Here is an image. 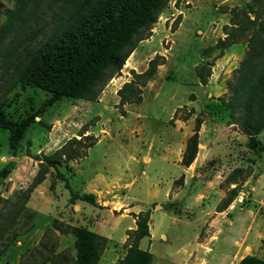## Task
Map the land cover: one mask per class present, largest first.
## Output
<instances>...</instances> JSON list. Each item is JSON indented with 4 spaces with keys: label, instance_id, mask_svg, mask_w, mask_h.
<instances>
[{
    "label": "rangeland",
    "instance_id": "rangeland-1",
    "mask_svg": "<svg viewBox=\"0 0 264 264\" xmlns=\"http://www.w3.org/2000/svg\"><path fill=\"white\" fill-rule=\"evenodd\" d=\"M70 1L21 0L16 4L0 0L3 10L12 11V16L10 12L0 13V105L13 120L39 114L26 129L16 151L9 146V131L0 129V170L6 166L9 171L0 179V195L7 199L2 206L14 210L20 192L33 185L41 169L37 158L54 153L69 138H80L85 129L84 134L96 137L97 142L87 149L85 156L66 165L59 162L57 168L67 177L73 191L93 189L91 185L103 178L114 187L107 193L95 190L97 205L79 200L70 203L64 181L58 178L55 168L47 167L42 181L32 186L25 201L33 214V226L22 233L27 225H24V212L16 215L8 232L22 234L0 256V264H20L22 255L39 244L48 228L56 233V251L65 249L75 255L74 236L54 229V220L83 225L106 236L107 243L97 264H115L125 254L128 229L135 225L131 224L130 212L141 210L152 212L149 221L152 239L145 237L140 242L141 248L152 252V264L199 261L195 259V249L179 247L194 232L198 233V241L208 233L214 235L215 227L220 238H240L251 223L253 228L246 230L244 252L250 253L251 248L257 251V247L264 249V178L261 183L256 181L264 170V130L258 135L263 147L256 152L258 156L251 158L246 151H240L235 158H224V166L219 169L214 166L217 170L212 168L215 161L201 167L200 176L194 172L193 177L186 178L175 157L181 153L184 140L193 134L196 115L203 120L202 136L213 130L219 139L238 136L230 140L231 144H243L244 135L229 124V111L218 97L226 96L225 82L243 58L246 44H233L220 57H216L219 50L208 48L224 36L223 26L229 24L233 12L247 9L251 0H170L153 25L151 35L138 43L120 74L115 76L119 84L112 83L113 77L95 100L64 97L44 107L52 94L16 78L27 52L44 39ZM155 55L163 56L164 63L140 87L141 101L119 104L117 91L123 80L133 78L131 69L143 72ZM134 59L135 63L130 65ZM210 63H213L211 74L203 85L197 74L200 70L204 72ZM190 107L194 110L192 121L183 120V124L177 122V125L176 119L182 120ZM200 142L198 149L203 148ZM147 153L150 159L145 156ZM217 157L211 160H223ZM212 175L219 176L204 182ZM171 180L172 192L186 186L177 199H168L166 194ZM195 185H201L200 191L206 189L207 196L200 195L192 201L190 193ZM230 196L233 198L224 209L226 212L223 210L213 221L223 200ZM238 197L243 201L234 203L235 209L229 207ZM98 198L105 201L103 206ZM201 209L207 212L203 222L198 218ZM226 219L232 223L227 224Z\"/></svg>",
    "mask_w": 264,
    "mask_h": 264
},
{
    "label": "trees",
    "instance_id": "trees-1",
    "mask_svg": "<svg viewBox=\"0 0 264 264\" xmlns=\"http://www.w3.org/2000/svg\"><path fill=\"white\" fill-rule=\"evenodd\" d=\"M19 3L21 0H9ZM170 0H72L68 2L63 13L58 17L51 30L35 47L26 54L18 71L16 81L40 88L52 95L43 105L52 104L61 98L95 100L107 82L120 74L128 57L138 43L151 35L153 25ZM10 16L12 11L3 10L0 2V13ZM224 36L210 46V51L219 50L216 57L233 44H246L244 56L231 78L225 84L226 96H219L222 105L229 111V124H233L245 135L246 146L254 152L263 149L258 142V135L264 130V0H251L247 9L238 8L233 12L229 24L223 26ZM160 59V60H159ZM159 60V61H158ZM164 63L163 56L155 55L149 60L143 72L132 70L133 78L119 88V104L140 102V87L150 80L157 66ZM211 64L205 71L197 74L201 84L207 83L211 74ZM203 69V66H201ZM225 97V98H224ZM181 108V107H179ZM177 110L173 117L176 116ZM194 114L193 108L181 119L187 120ZM39 114H32L13 120L7 116L0 105V129L9 131V146L16 151L20 140L30 123ZM193 134L188 137L182 153L181 163L189 166L198 150L201 117L195 116ZM79 134L80 138H69L61 147L50 155L37 158L41 169L33 185L39 184L53 167L56 175L64 181L69 189V200H77L97 205L92 193L80 194L73 191L67 177L57 165H65L86 155L87 149L97 142L90 134ZM9 171L6 166L0 170V179ZM233 175V174H232ZM32 185V186H33ZM20 192L14 204V210L2 205L7 199L0 195V256L12 242L33 226V214L25 206L32 188ZM233 196L225 198L218 210H223ZM2 206V207H1ZM6 210V211H5ZM24 212L26 229L20 233L10 231L16 215ZM135 220V227L128 229L124 243L125 254L115 264H152L153 254L149 249L140 247L144 237H150L149 210L137 213L130 212ZM28 221H30L28 223ZM52 226L63 234H72L75 238V255L69 250L56 251V233L53 228L44 231L39 244L27 250L21 257L20 264H97L107 243V237L90 230L83 225H74L54 220ZM52 238L55 241H52ZM238 264H264V259L255 255L243 257Z\"/></svg>",
    "mask_w": 264,
    "mask_h": 264
},
{
    "label": "crops",
    "instance_id": "crops-1",
    "mask_svg": "<svg viewBox=\"0 0 264 264\" xmlns=\"http://www.w3.org/2000/svg\"><path fill=\"white\" fill-rule=\"evenodd\" d=\"M130 63H131L130 65H133L135 63V59L132 60ZM129 69H131V68H129ZM132 70H134V69H131V71ZM123 78L126 79L125 75H124ZM113 81H115L116 84L120 83V80H116V77L113 78L112 83H113ZM124 81L125 80H123L122 83H125ZM190 108H192V107H190ZM191 119H193L192 116L187 119V122H191L192 121ZM177 122H180L181 124L184 123V121L180 120V119H176L175 123H177ZM177 125H178V123H177ZM200 133L201 132L199 130V133H198L199 134V138H198V140H199V142H200V140L203 141V143L200 142V145L203 146V148H199L197 150L196 156H195L194 160L192 161V163L189 166H185V165H183L181 163L182 153H183V151L185 149V145H186V141L185 140L183 142L181 153L178 154L177 156H175L176 157V162L180 163L181 166L183 167V169L181 171V174L185 173L186 178L188 176L189 177L190 176L193 177L194 172L198 176L202 175V172L200 171V168L201 167H205L208 163H210L212 161H215V163L212 164V168L217 170V168L219 169L221 166H224V164H223L224 158H227V157H230L231 159L235 158V156H237V153L240 152V151H246L251 156V158H253V156L257 155L256 152H254L253 150L249 149L246 146V144H245V140H246L245 135L242 137V140H243L242 143L243 144L242 145L240 144V145L237 146L235 144H231L230 140L235 139V138L237 139L238 136H234V138L233 137L228 138L229 136H225L223 138V140H222V139H219L217 137V135H215L213 133V130L211 132H208L207 135H204V136H202V134H200ZM235 134H237V133L234 132V135ZM231 145H233L234 147H232ZM145 156H147V158L150 159V155L148 153ZM216 157H217V159H220V160L223 159V160L221 162H218L216 160H211V159H214ZM227 159H229V158H227ZM238 160H240V159H238ZM238 160H237V162H238ZM256 161H258V160H256ZM239 163L240 162H238L237 166H240ZM214 166H216L217 168L216 167L214 168ZM213 175L210 178L208 177V179H206L204 182L209 183V182L212 181V178L214 180V179H217L216 176H219V175H216V176L213 177ZM254 175L255 174H253V176ZM263 178H264V170H263V172L261 174L258 175V178L256 180L257 183H261V179H263ZM105 180H108V179L106 178ZM105 180H104V178L102 179V181L97 179L94 182V184H96L97 186H102L101 188L94 189L95 187H93V185H94L93 184V185H91L93 189L90 188V189H88L86 191L82 190V191H79V193L80 194L92 193V194H94V196L96 198V201H97V195L98 194H97V192L95 190L101 189L102 192L99 190L100 193H107V192H109V190H112V188L114 187L113 183H109V181H105ZM232 181H234V180H232ZM232 181H231V183H234ZM200 186L195 185L191 189L190 195L192 194V196H191L192 198H190V199L192 201H196L198 196H200V195L207 196V193L204 192V191H206V189H204L203 191H200V190H202V189H199ZM250 186H252V185H250ZM185 187L186 186H182L178 191L172 192V180H171L170 181V185H169V187H168V189L166 191L168 199H170V198L171 199H174V198L177 199V197L179 196V193H181V191ZM170 193L172 194L171 196H170ZM187 194H188V192H187ZM68 199H69V197H68ZM98 200H99V204H101L103 206V203H105V201H102L101 198H98ZM219 200H220V198H219ZM100 201H102V202H100ZM153 203H155L156 205L157 204L161 205L157 201H153ZM75 205L76 204H74V207H75ZM120 205H123L121 203V200H120ZM233 209H235V206L233 207ZM223 210H221V211L217 210V216L215 218H213V221H214V219L220 217L218 215H220V213ZM224 212H226V210H224ZM206 213H207L206 209L198 210V216H199L198 218H201L202 222L205 221L204 216L206 215ZM151 214H152V212H150V217H151ZM149 221H150V219H149ZM133 223L135 224L134 218L132 219V223L131 224H133ZM226 223L227 224H231L232 221L230 219H226ZM134 227H135V225L134 226L131 225L130 229L134 228ZM251 228H253V227H252V224L250 223V224H248L246 226L244 234L240 238H238V237H234V238L223 237V238H220L218 236V231H217V229L215 227L214 235H210L208 233V234H206L205 236L202 237L201 241L197 240L198 233L194 232V234L190 237V240L188 241L189 243L188 242L184 243L179 248H183L184 249V247H185L187 249H191V250L195 249L196 250L195 259H199V261H195V263H192V264H238L239 261L243 257H245L247 255H255V256L259 257V258L264 259V249H262V247H260V248L257 247L256 248L257 251H255V249L251 248L250 249V253L244 252V251H246V247H247L245 245L246 244L245 243V239L247 238L246 230L250 231ZM149 230H150V228H149ZM163 234H165V233H161V236ZM258 234H260V233H258ZM166 237H167V235H166ZM255 237H257V236H255ZM148 238L150 240L152 239L151 230H150V237H148ZM167 239L168 238H166L165 240H167ZM140 242H141V240H140ZM140 242H139V245H140ZM242 252H244V253H242ZM187 264H191V263H187Z\"/></svg>",
    "mask_w": 264,
    "mask_h": 264
},
{
    "label": "built area",
    "instance_id": "built-area-1",
    "mask_svg": "<svg viewBox=\"0 0 264 264\" xmlns=\"http://www.w3.org/2000/svg\"><path fill=\"white\" fill-rule=\"evenodd\" d=\"M243 201L242 197H238L236 198L233 203H230L229 207L233 208L235 206L236 203H241ZM235 203V204H234Z\"/></svg>",
    "mask_w": 264,
    "mask_h": 264
},
{
    "label": "water",
    "instance_id": "water-1",
    "mask_svg": "<svg viewBox=\"0 0 264 264\" xmlns=\"http://www.w3.org/2000/svg\"><path fill=\"white\" fill-rule=\"evenodd\" d=\"M200 145V144H199Z\"/></svg>",
    "mask_w": 264,
    "mask_h": 264
}]
</instances>
